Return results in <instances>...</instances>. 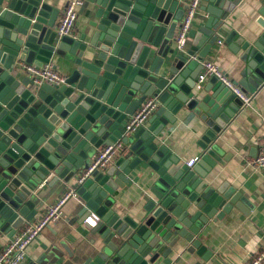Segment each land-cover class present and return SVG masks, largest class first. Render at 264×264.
I'll use <instances>...</instances> for the list:
<instances>
[{
	"label": "water",
	"instance_id": "95a60500",
	"mask_svg": "<svg viewBox=\"0 0 264 264\" xmlns=\"http://www.w3.org/2000/svg\"><path fill=\"white\" fill-rule=\"evenodd\" d=\"M82 1L90 14L86 30L59 37V11L48 0H0V239L34 223L54 192L74 190L71 218L83 223L93 214L97 237L71 253L64 235L49 225L42 234L50 246L35 264H58L61 257L68 258L62 264H172L169 255L180 240L207 260L213 253L198 239L203 226L232 208L246 212L234 189H215L205 180L221 163L213 141L242 103L215 79L196 89L195 53L201 49L198 57H204L241 0H201L210 3L204 8L209 17L188 33L195 47L171 60L186 0ZM260 15L259 32L246 41L231 32L225 41L245 64L249 83L264 77ZM53 58L68 63L64 83L35 86L22 77V66L42 67ZM149 99L155 101L151 125L127 134L128 121ZM182 112L198 115L206 128L203 154L187 170L156 143ZM117 141L123 148L114 162L80 182L94 151ZM145 173L152 186L146 215L134 220L108 210L115 192Z\"/></svg>",
	"mask_w": 264,
	"mask_h": 264
},
{
	"label": "crops",
	"instance_id": "0c3cea01",
	"mask_svg": "<svg viewBox=\"0 0 264 264\" xmlns=\"http://www.w3.org/2000/svg\"><path fill=\"white\" fill-rule=\"evenodd\" d=\"M71 1L48 0L50 7L59 11L56 28L60 23L65 6ZM188 2L189 0H186L184 4H180V8L183 6L186 8ZM85 4L82 1L81 6L76 10L77 19L71 33L72 36L77 37L86 30L90 14L85 9ZM207 6H210V3L199 1L189 31L197 33L199 27L204 25L209 17L204 11ZM260 12L264 13V0H241L235 9L227 14L223 27L216 32V42L208 52L203 54V58L198 57L201 49H197L195 57L199 62L194 65L198 77L203 63H214L234 84L252 98L248 106L234 108L235 116L213 141V149L221 163H216L205 179L215 189L223 185L227 189H234L235 193L243 199L246 212L243 213L232 208L221 220L209 221L207 225L203 226L198 239L205 246L206 251L213 253V256L204 260L202 256L197 255L195 250H188L189 244L180 240L169 255L172 264H249L254 256L264 251V168L259 169L251 164L252 160L257 157L263 141L264 77L260 82L249 83L248 76L244 71L245 64L240 61L239 54L232 53L229 45L225 43L231 32L235 33L234 40L241 38L245 41L250 38L252 33L259 32L260 28L257 22L261 18ZM178 27L179 25L177 30ZM193 42L192 38L187 37L186 44L181 50H178L173 43L172 47L175 48V53L173 56H168L166 60L173 59L176 54L185 55L195 47ZM50 65L64 78L69 72L68 63L62 60L53 58ZM24 76L27 74L23 71L22 77ZM197 77L195 79L196 89L202 90L205 87H210L209 81L198 83ZM191 114L192 112H182L177 115L175 123L164 126L156 139L157 145L165 147L172 156L176 157L183 164L184 170L190 169L186 166L187 161L194 158L200 159L203 154L199 143H201V137L206 128L202 125L198 115L190 116ZM152 121L153 118L150 115L143 127L149 128ZM101 149L102 147L94 151L93 160ZM151 187L148 173L134 177L129 186L115 192V198L108 210L113 209L121 217L128 216L134 220L139 219L141 215H146L145 207L152 199ZM62 194L58 190L46 200L38 219ZM72 204L73 199L67 201L62 208L61 218L51 226L59 231V234L64 235L65 246L69 252L80 254L89 246L91 238L97 236L92 235L94 228L91 229L87 224L85 226L83 223H79L78 219L71 218ZM68 221H71V225L68 224ZM9 240L10 238L5 236L0 239V251L8 244ZM49 246V240L41 232L27 247L21 264H35L34 260L43 255ZM53 254L54 250L50 251L47 255L48 258ZM67 259V257H61L58 264H62Z\"/></svg>",
	"mask_w": 264,
	"mask_h": 264
},
{
	"label": "built area",
	"instance_id": "2783aa9c",
	"mask_svg": "<svg viewBox=\"0 0 264 264\" xmlns=\"http://www.w3.org/2000/svg\"><path fill=\"white\" fill-rule=\"evenodd\" d=\"M200 0H189L183 18L180 21L178 30L174 37V45L178 50L184 48L188 33L191 26V20L198 8ZM82 0H72L69 2L64 10L63 15L56 28V33L59 37L71 36L75 22L77 19L76 10L81 6ZM23 71L30 78L35 86L48 85H60L64 83L65 78L57 73L50 64L37 67L34 65H24ZM215 79L224 88H226L232 95L237 97L242 107H246L250 104L252 98L250 95L245 94L236 84H234L225 73L214 63L205 62L201 65V73L197 77L198 83H203ZM155 107V101L149 99L143 103V105L137 110V112L128 121L125 130L127 134H132L139 128L143 127L149 116L151 115ZM262 145L260 147L257 157L252 160V165L256 168H264V121L262 132ZM123 148V144L120 141L103 147L94 158L92 164L88 170L80 178V182L94 170H103L109 166L114 159L119 155ZM198 158L190 159L187 161L186 166L192 168L198 162ZM75 196L74 190L65 191L58 200L51 205L46 212L34 223L22 228L10 238L8 244L0 251V264H21L23 261L27 247L35 240V238L41 234V232L52 223L56 222L62 216V208L71 198ZM97 219L93 214H89L84 220V224H87L91 229L97 226ZM249 264H264V251L254 256Z\"/></svg>",
	"mask_w": 264,
	"mask_h": 264
}]
</instances>
